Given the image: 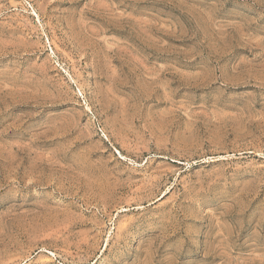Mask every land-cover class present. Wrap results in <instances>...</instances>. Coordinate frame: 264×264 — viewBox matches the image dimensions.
<instances>
[{
    "label": "rangeland",
    "instance_id": "obj_1",
    "mask_svg": "<svg viewBox=\"0 0 264 264\" xmlns=\"http://www.w3.org/2000/svg\"><path fill=\"white\" fill-rule=\"evenodd\" d=\"M0 264H264V0H0Z\"/></svg>",
    "mask_w": 264,
    "mask_h": 264
}]
</instances>
